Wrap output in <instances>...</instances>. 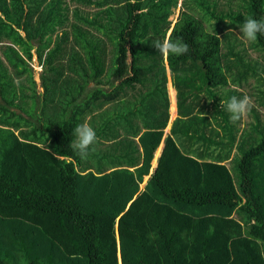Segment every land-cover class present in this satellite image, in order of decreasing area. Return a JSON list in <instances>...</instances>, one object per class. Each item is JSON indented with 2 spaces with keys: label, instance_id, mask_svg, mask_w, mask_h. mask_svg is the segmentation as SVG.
I'll use <instances>...</instances> for the list:
<instances>
[{
  "label": "trees",
  "instance_id": "16d2710c",
  "mask_svg": "<svg viewBox=\"0 0 264 264\" xmlns=\"http://www.w3.org/2000/svg\"><path fill=\"white\" fill-rule=\"evenodd\" d=\"M178 2L0 0V264H264V36L239 31L264 19V0H182L177 16ZM169 36L190 52L166 62L152 42ZM167 67L190 126L176 121L141 190L169 121ZM113 75L123 81L108 92L89 89ZM229 91L252 98L256 114L233 124L221 105ZM127 97L120 121L144 115L111 157L126 164L89 170L110 139L96 104ZM84 123L98 139L81 159L70 145Z\"/></svg>",
  "mask_w": 264,
  "mask_h": 264
},
{
  "label": "crops",
  "instance_id": "0c3cea01",
  "mask_svg": "<svg viewBox=\"0 0 264 264\" xmlns=\"http://www.w3.org/2000/svg\"><path fill=\"white\" fill-rule=\"evenodd\" d=\"M170 33H171V30H170ZM1 48L2 47H1V44H0V56H1V53H2L1 52ZM35 55H36V49H34V56ZM4 57L5 56H3L2 58H4ZM36 57H37V55H36ZM33 62H34V60H33ZM33 66H34V64H33ZM39 66L42 67V65L40 63H39ZM34 69H35V72H34L35 78H36L38 83L40 81V85H41V80L40 79H41V71L43 70V67H42L41 70H37L36 66H34ZM167 69H168L167 76H168V78H171L169 80H171L172 81L171 84L174 85L172 77H171V74H170L169 67H167ZM37 73L39 74L38 76H37ZM12 75L14 77H16V74H12ZM93 82L94 81L90 82L89 86H91ZM97 85H101L103 87L105 86L103 84H97ZM41 87H42V89H41V91H39V84H38V92L39 93L43 92V90H44L42 85H41ZM110 89L111 88H109L108 90H110ZM172 96H173V94H171V92H170L169 98H171ZM176 96H177V90H176ZM27 98H30V97L28 96ZM41 98H44L43 95H41ZM202 98H206V96L202 95ZM177 99L178 98H173V97L171 98V105L169 107V119L170 120L168 121L167 126L165 128L164 138H163L161 144L158 146V148L156 149V151L154 153V158L152 160L153 164L151 165L152 169L150 168L152 174L156 170L155 166L157 167L159 158H160V156L162 154V151L164 149L165 138L170 134V132H171L172 128L174 127V124L176 123V121H180V124L182 126H184L186 129H187V127L190 126L189 124H186L185 122H188L192 115L191 114L185 115V114H182V113H180L178 111V101H177ZM127 100H129V98H119L118 100L112 101L111 103H105L103 106H101L99 103L96 104V108L94 109L93 113L97 115L96 120L107 124L106 131L109 134L110 139H107L104 142H102V143L100 142L99 143V146L102 145L101 149L104 150V151H102V152L95 151L93 153V155L90 157V162L88 163L89 164L88 166H90L88 168L89 170L96 172L97 169H96V165L95 164H99V165L109 164L112 161L116 165L126 164L125 163L126 161H121V160L117 159L116 157H115L114 160H111V157L113 156L114 152L117 153V152H121L122 151L124 153V150L127 151L126 146L129 147V144L125 141V146H124V139H126V137L130 135L131 128H133V126H134V125H132V127H131V126H129V124L130 123L134 124L135 121H137V120H139V122L142 123L141 120H140L142 118V116H140L139 118H134V116L133 117H128L127 119H132V122L123 121V120L120 121L121 114L126 109L125 104H126ZM203 101H204V99H202V102ZM38 109L39 108L36 106L35 110L37 112H38ZM170 109H171V114H170ZM118 119H119L120 123L117 122ZM199 126L201 127V124ZM146 127H147V123L142 127L141 134L144 131L147 130ZM136 140L139 141V138L136 137ZM162 143H164V144L162 145ZM112 145L114 146V148L110 149L112 147ZM141 150H143V149L141 148ZM134 151L136 153V147H134ZM132 169H134V167H132ZM152 174H149L147 176L148 181L151 178ZM146 180H143V182L140 184V187H142L141 190H143L145 188V185L148 182Z\"/></svg>",
  "mask_w": 264,
  "mask_h": 264
},
{
  "label": "clouds",
  "instance_id": "9594fccd",
  "mask_svg": "<svg viewBox=\"0 0 264 264\" xmlns=\"http://www.w3.org/2000/svg\"><path fill=\"white\" fill-rule=\"evenodd\" d=\"M132 2L134 3L135 0H132ZM138 11L143 14L146 13L148 9L142 8ZM239 31L246 42H255L258 40V36H264V19L245 18L244 22L240 25ZM152 45L163 56L186 55L191 50L190 45L184 42L182 38L172 40L170 36L163 41H153ZM221 105L222 107L226 106V110L230 114L229 119L233 124L241 121L250 112L253 106L252 100L248 95H244L242 98L232 96L227 102L222 101ZM74 132L76 140L70 147L81 159H86L89 155V151L95 150L93 146L97 143L98 139L96 132L87 123L78 125L74 129Z\"/></svg>",
  "mask_w": 264,
  "mask_h": 264
},
{
  "label": "rangeland",
  "instance_id": "374dc122",
  "mask_svg": "<svg viewBox=\"0 0 264 264\" xmlns=\"http://www.w3.org/2000/svg\"><path fill=\"white\" fill-rule=\"evenodd\" d=\"M181 4H182V0H179V2H178V7H177V16H178V14L181 12V10H182V8H181ZM188 4V3H187ZM173 9H174V7L172 8V11H173ZM170 18H171V24L173 23V16H171L170 15ZM169 34H170V31H169ZM164 58L166 59V62H167V56H164ZM128 59L129 60H131V56H129L128 57ZM254 59H259V55H257V56H254ZM6 60V59H5ZM34 62H33V64H34V66H36V69L37 70H41L42 69V67L41 66H39V62H38V59H37V57H36V55L34 56ZM264 61V60H263ZM14 64L13 63H10L9 61H4V63H3V66H5V68L7 69V73L9 74V76L8 77H11L12 75L11 74H15V71H14V69H13V66ZM258 69L261 71V68L260 67H258ZM167 72H168V69H167ZM39 74L37 73V76H38ZM106 74H104L103 76H105ZM262 74H260V75H256V79H259L260 80V76H261ZM248 76H250V74H248V73H246V77H248ZM170 77V76H169ZM169 79H171V78H168V83H167V89H168V93L170 94V92H171V94H172V90H173V98H177V96H176V89H175V87H174V85L173 84H171L172 83V81L171 80H169ZM123 81V77H119V76H112L111 77V81H110V83L109 84H103V85H105L104 87L106 88V89H104L106 92H108L109 90V88H111L112 86H117L118 84H120L121 82ZM246 82V80H244V81H242L241 83H238V82H232L234 85H236L237 87H239V88H241V87H244L243 86V84ZM39 91H41V89H42V87H41V85H40V81H39ZM93 86H101V85H97L96 83H92V85L91 86H89V89L91 88V87H93ZM127 87H130L129 85H127ZM127 87H125V88H127ZM138 87H140V86H138ZM264 90V89H263ZM228 91V90H227ZM227 93V92H226ZM240 94V93H239ZM236 96V97H238V98H241L240 97V95H238V94H233V93H231V91H229L228 93H227V97L229 98V96ZM171 97V98H172ZM256 97V96H255ZM128 98V97H127ZM171 98H169V100H170V105H171ZM258 98H264V92L263 93H259L258 94ZM133 99V98H132ZM213 99V98H212ZM210 99V98H207V102H206V104H203L204 106L205 105H207V107L210 109V107H209V105L210 106H212L213 104H212V101H215L216 102V100L215 99ZM252 99V98H251ZM29 102V111H32V109L33 108H35V104H34V100L33 99H31V100H29L28 101ZM40 101H38V104H37V107L39 108L40 107ZM135 103V100H133V104ZM213 107V106H212ZM137 109H140L138 106L136 107ZM253 108H254V106H253ZM16 110L18 111V112H20V110L19 109H17L16 108ZM36 111V110H35ZM252 111V110H251ZM255 111V108H254V110H253V115H254V112ZM137 112V111H136ZM264 112V111H263ZM38 113H41V110L40 109H38ZM43 113V112H42ZM39 114V115H43V114ZM170 114H171V109H170ZM256 114V113H255ZM143 115L144 114H140V116H142L143 117ZM29 116H31V114L29 115ZM63 116H64V118H67V116H68V112H66V113H63ZM34 120V119H33ZM170 120V119H169ZM208 134H211V132L210 131H208ZM261 138V137H260ZM164 143H162V145H163ZM124 146H125V140H124ZM130 153H131V155L133 156L134 155V152L133 151H129ZM241 156H242V154H241V152H238V155L236 156V158H235V160L231 163V165H230V169H231V171H232V173H233V175H234V178H235V181H236V183L238 184V182L240 181V172H239V160H240V158H241ZM159 162V161H158ZM153 164V163H152ZM157 166H158V164H157ZM152 167V166H151ZM155 168H157L156 166H155ZM151 170V169H150ZM152 174V173H151ZM146 179H147V177H146ZM145 179V180H146ZM146 181H148V179L146 180ZM145 181V182H146ZM143 185V184H142ZM141 189H142V187H141Z\"/></svg>",
  "mask_w": 264,
  "mask_h": 264
},
{
  "label": "bare ground",
  "instance_id": "6f19581e",
  "mask_svg": "<svg viewBox=\"0 0 264 264\" xmlns=\"http://www.w3.org/2000/svg\"><path fill=\"white\" fill-rule=\"evenodd\" d=\"M171 31H172V29H171Z\"/></svg>",
  "mask_w": 264,
  "mask_h": 264
}]
</instances>
